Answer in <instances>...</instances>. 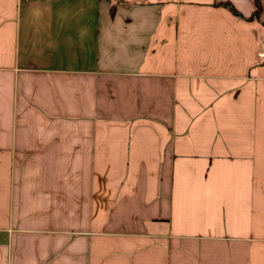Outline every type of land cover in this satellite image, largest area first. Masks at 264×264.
Returning a JSON list of instances; mask_svg holds the SVG:
<instances>
[{
  "label": "crops",
  "instance_id": "crops-1",
  "mask_svg": "<svg viewBox=\"0 0 264 264\" xmlns=\"http://www.w3.org/2000/svg\"><path fill=\"white\" fill-rule=\"evenodd\" d=\"M259 1L0 0V264H264Z\"/></svg>",
  "mask_w": 264,
  "mask_h": 264
},
{
  "label": "trees",
  "instance_id": "trees-1",
  "mask_svg": "<svg viewBox=\"0 0 264 264\" xmlns=\"http://www.w3.org/2000/svg\"><path fill=\"white\" fill-rule=\"evenodd\" d=\"M224 5L227 6L228 8H231V10L234 13L236 12V14H239V12L237 11V9L231 3L225 2ZM260 11H261L260 1L259 0H256V10H255V13H254L253 17H259Z\"/></svg>",
  "mask_w": 264,
  "mask_h": 264
}]
</instances>
